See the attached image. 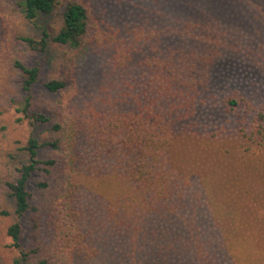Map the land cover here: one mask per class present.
Masks as SVG:
<instances>
[{
  "label": "trees",
  "instance_id": "16d2710c",
  "mask_svg": "<svg viewBox=\"0 0 264 264\" xmlns=\"http://www.w3.org/2000/svg\"><path fill=\"white\" fill-rule=\"evenodd\" d=\"M18 6L23 19L32 23L62 8L53 35L43 29L38 37H17L27 51L45 52L50 42L77 51L107 45L118 69L132 61L116 33L99 26L87 0H19ZM236 20L264 32V0H180L170 41L146 24L132 27V41L148 48L140 63L142 72L127 82L140 90L132 94L129 107L113 112L72 105L77 84L75 64L67 52L59 63L61 71L42 81L56 95L45 110L36 109L33 100V87L42 80L41 67L16 57L0 59V219L15 218L6 234L11 238L7 246L19 250L16 264H73L74 253L83 247L79 220L82 195L90 190L87 180L110 168L118 170L113 174L116 181L133 190L137 201L132 205L149 225L171 224L188 200L193 201L189 207L196 208L198 195L177 172L168 149L176 123L192 115L197 95L207 88L221 46L239 25ZM15 73L20 76L21 101L8 92ZM10 105L20 113L16 122L46 124L50 138L40 142L30 134L23 142L14 137L3 118ZM255 119L253 134L264 140V108ZM41 147L49 148L47 156L39 155ZM22 154L25 160L20 159ZM112 156L127 157V162L119 158L113 168ZM7 200L11 206L5 205ZM27 215L32 243L24 247Z\"/></svg>",
  "mask_w": 264,
  "mask_h": 264
},
{
  "label": "rangeland",
  "instance_id": "374dc122",
  "mask_svg": "<svg viewBox=\"0 0 264 264\" xmlns=\"http://www.w3.org/2000/svg\"><path fill=\"white\" fill-rule=\"evenodd\" d=\"M18 1L0 0V59L16 57L41 67L42 80L33 87L34 107L45 110L55 100L42 81L61 71L59 63L67 52L75 64L77 84L72 105L101 113L129 107L132 94L140 90L127 82L142 72L140 63L148 48L132 41L131 28L146 24L170 41L180 2L87 0L99 26L115 32L132 55L128 67L120 70L107 45L77 51L50 42L45 52L27 51L17 37H38L43 29L53 35L62 8L32 23L23 19ZM236 22V32L214 61L207 88L197 95L192 115L176 123L168 149L177 172L198 195L196 208H190L193 201L188 200L171 224L152 226L133 207L132 200L137 201L133 190L113 177L118 170L110 168L104 178L93 174L96 177L87 180L90 190L81 198L84 239L73 264H264V140L253 134L257 111L264 108V32L250 30L247 21ZM19 83L15 73L8 92L17 101L23 99ZM18 116L14 105L3 115L14 137L23 142L30 134L40 142L50 138L46 124L18 123ZM48 154L49 148L39 149L40 156ZM115 156L110 159L113 168L119 158L127 162V157ZM20 159L25 160V154ZM14 219H0V264H16L20 257L17 248L7 246L11 238L6 228ZM21 242L24 247L32 243L30 215L23 219Z\"/></svg>",
  "mask_w": 264,
  "mask_h": 264
}]
</instances>
